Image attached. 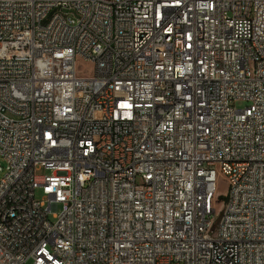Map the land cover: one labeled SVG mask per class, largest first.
Masks as SVG:
<instances>
[{
	"label": "built area",
	"instance_id": "built-area-1",
	"mask_svg": "<svg viewBox=\"0 0 264 264\" xmlns=\"http://www.w3.org/2000/svg\"><path fill=\"white\" fill-rule=\"evenodd\" d=\"M0 155V264H264V0H0Z\"/></svg>",
	"mask_w": 264,
	"mask_h": 264
},
{
	"label": "rangeland",
	"instance_id": "rangeland-1",
	"mask_svg": "<svg viewBox=\"0 0 264 264\" xmlns=\"http://www.w3.org/2000/svg\"><path fill=\"white\" fill-rule=\"evenodd\" d=\"M92 68V64L82 61L80 59L77 60V69L80 72H87ZM247 102L238 100L235 102V106L237 108H242L246 106ZM7 169V163L5 159L0 155V178L3 176L4 172ZM227 191V182L225 178L221 175L218 176L217 178V183H216V193H217V200L218 202L216 203V209L218 213H220V206L221 204L225 201V193ZM35 197L36 199H41L42 198V192L40 189H37L35 192ZM60 209V205L57 206V211ZM49 219L51 221H54V217L52 216V213L49 214ZM29 264V262H28Z\"/></svg>",
	"mask_w": 264,
	"mask_h": 264
},
{
	"label": "bare ground",
	"instance_id": "bare-ground-1",
	"mask_svg": "<svg viewBox=\"0 0 264 264\" xmlns=\"http://www.w3.org/2000/svg\"><path fill=\"white\" fill-rule=\"evenodd\" d=\"M173 48H174L173 40H166L161 42V49H173Z\"/></svg>",
	"mask_w": 264,
	"mask_h": 264
}]
</instances>
